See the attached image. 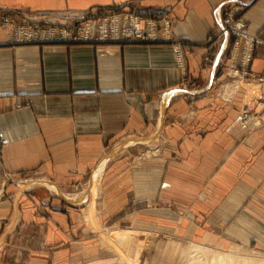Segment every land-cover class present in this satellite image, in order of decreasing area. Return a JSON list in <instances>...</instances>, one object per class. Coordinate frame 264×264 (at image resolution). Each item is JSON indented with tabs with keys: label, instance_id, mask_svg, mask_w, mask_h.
<instances>
[{
	"label": "crops",
	"instance_id": "crops-1",
	"mask_svg": "<svg viewBox=\"0 0 264 264\" xmlns=\"http://www.w3.org/2000/svg\"><path fill=\"white\" fill-rule=\"evenodd\" d=\"M225 1L0 0V264L92 257L96 232L82 208L97 176L103 228L184 232L192 222L201 240L264 249V0H231L262 39L256 78H245L251 105L219 72L230 39L214 31ZM61 10L154 19L166 10L172 39L6 42L12 23Z\"/></svg>",
	"mask_w": 264,
	"mask_h": 264
},
{
	"label": "rangeland",
	"instance_id": "rangeland-1",
	"mask_svg": "<svg viewBox=\"0 0 264 264\" xmlns=\"http://www.w3.org/2000/svg\"><path fill=\"white\" fill-rule=\"evenodd\" d=\"M241 10H242V6H240L235 1L234 2L231 0L225 1V5L223 6V10H222V15H223L222 22L220 21V23L218 24L219 26L216 28V31H214V34L218 38L227 37V34H228V38L230 39L229 47L227 48V51L225 54V61H222L219 66V72H220L221 77L222 78L227 77L228 79H230V80H227V83L229 84L230 89H237V88L245 89V87L242 84L246 82L245 80L246 76L245 75L243 76L242 73L240 72L235 73V71L245 67V64L247 66L248 62L250 64L251 57L249 55L248 60L246 61V56L249 54V52H252V55H253L254 47L257 44H260L262 42V39L259 36L248 32L247 24L241 16ZM40 13L41 12H36L33 14L38 15ZM49 14L52 16L59 17L58 19H56L57 21L49 25L55 26L57 28H62L64 29L66 34H72L73 37L74 36L78 37L79 34L84 33V30H86L84 28L87 26V24L90 25L89 21L92 20L90 19L92 17H96L95 18L96 21H94L95 23L94 28H95L96 36L98 33L97 31L99 29V26H101V23H102L101 14L96 15V14H92L89 11L71 12V11L61 10L58 12H50ZM164 16L168 17L170 19L169 21L172 24L171 18L169 17V14L166 10H163L160 17L157 19H154L151 17L143 18L137 15V17L141 18L142 20L149 19V20L156 21V22L158 21L161 22ZM238 21H242L243 23H245L246 25L245 30L247 31L246 33L247 37H243L242 34L238 35L231 31L230 27H233ZM34 22H35L34 26L36 27L46 25V23L43 21H34ZM11 31L13 32L12 27H11ZM248 38L250 39V42H251L250 47L248 46V43H247ZM65 42H74V41H65ZM108 42H112V41L110 40L95 41L94 44L108 43ZM112 43H130V42H120L119 41V42H112ZM132 43H135V42H132ZM143 43H156V41L155 42H143ZM235 43H238L237 49H234ZM175 67L183 83L187 82V78L189 74H188V69H187L185 62H184V67H185L184 76H182L181 70L179 67H177L176 62H175ZM203 67L204 66H202V68ZM248 67L250 69V65ZM248 76L250 79L256 78V75L253 73V71H251ZM234 81H235L234 83L235 85H237L236 83L237 81H241L239 82L241 83L240 86L233 85ZM250 89L255 95L253 88H250ZM221 98L222 96L220 97V99ZM223 98L230 100L229 96L223 97ZM255 102H253V107L257 106V104L254 106ZM257 108L258 109L260 108L259 105L257 106ZM249 115H252V114H249ZM149 149L151 150V147L146 148L144 150L147 151ZM154 152H156V149L153 150V155L155 154ZM149 156L151 155H148L145 157H149ZM80 217H81V214H80ZM116 228L118 227L112 226L110 228H107V227L103 228L101 225L100 230L96 231V234L94 235V254L93 256L87 258L84 261L80 260L78 264H120V258L118 255H122L123 257V259L121 260V264H180V262L183 261L182 251L185 250L190 243H200L202 241L201 239L192 235L193 228H194L192 222H190L186 226L184 232H172V231H168V230L166 231V230H161V229L158 232L156 228L154 230L150 228L149 229L148 228H145V229L132 228V229H129L131 230L130 232H132L131 234H129L130 237H132L135 242H138V243L140 242L139 255L134 263L133 258H132L133 255H131L128 252H125V254L122 253L121 247H118L115 243L111 242L109 245H103L101 240H99L102 233L111 232V235H112L114 233L113 231ZM115 235L116 233H114V236ZM211 243H213L214 246L212 245L209 248L211 251H214L216 253L220 251L226 252L225 249L233 250L235 248L238 253H242L244 256H248L254 259H264V249L262 248L242 247L237 244H230L228 246L222 247L218 245L219 243L217 244V242L213 241ZM229 246H231V248H229ZM124 260H126L127 262H125Z\"/></svg>",
	"mask_w": 264,
	"mask_h": 264
},
{
	"label": "built area",
	"instance_id": "built-area-1",
	"mask_svg": "<svg viewBox=\"0 0 264 264\" xmlns=\"http://www.w3.org/2000/svg\"><path fill=\"white\" fill-rule=\"evenodd\" d=\"M102 23L99 26L98 33H95L96 17L90 19V25L84 28V33L79 34L78 37H73L72 34H66L64 29L51 26L49 24L57 21L59 17L52 16L49 13L33 14L30 19L31 22L12 23L13 32L9 33L6 38L7 43H34V42H52V41H74V42H95L106 41L112 42H166L172 39V24L170 19L163 17L161 22L152 20H142L134 13H119L114 11H106L101 14ZM4 16H0V25L4 22ZM242 20V19H241ZM34 21H43L46 25L40 27L34 26ZM243 21V20H242ZM242 21H238L231 31L243 37H247L245 30L246 25ZM156 22V23H155ZM222 27V26H221ZM82 30V31H83ZM248 46L251 42L248 38ZM238 43H235L234 49H237ZM250 51V49H249ZM175 62L180 68L182 76L185 75L184 58L178 44L174 48ZM249 54L246 56L248 60ZM243 58V57H242ZM243 61V60H242ZM246 66V64H245ZM244 68V67H243ZM242 69V68H241ZM236 72L248 77L245 71L238 69ZM239 77V76H238Z\"/></svg>",
	"mask_w": 264,
	"mask_h": 264
},
{
	"label": "bare ground",
	"instance_id": "bare-ground-1",
	"mask_svg": "<svg viewBox=\"0 0 264 264\" xmlns=\"http://www.w3.org/2000/svg\"><path fill=\"white\" fill-rule=\"evenodd\" d=\"M11 33V30L5 35V40L9 36L8 34ZM228 35V34H227ZM234 40V39H233ZM233 43V42H232ZM250 57L252 58V52H249ZM249 62L247 66L240 69V71H245L248 75L251 72L249 70ZM238 83L241 81H237ZM240 86V84H238ZM237 85V86H238ZM245 87V95L242 102V105H251V100L255 95L251 91L249 84H242ZM227 87H223V90ZM243 88V87H242ZM237 90V89H236ZM227 91V89L225 90ZM244 92V91H243ZM254 116V115H253ZM264 118V116H263ZM248 120V119H247ZM257 120V121H256ZM251 125L258 124L259 120L255 117L248 120ZM153 150H144L143 156H148L152 153ZM156 153V152H155ZM142 155L135 156L133 161L137 163L141 159ZM147 158V157H146ZM100 191V176L94 178L91 184L90 190V201L82 208V212L84 214V222L86 227L93 232L100 230L101 224L99 222L97 213L100 210L97 202L96 196ZM131 230L123 229V228H116L111 235V232H104L101 234L99 240H101L103 245H109L111 242L115 243L118 247H121L122 253L125 252L130 253L133 258V262L135 263L139 251H140V242H135L129 234ZM191 232V231H190ZM201 233V232H200ZM213 240L209 237H202V241L200 243H190L188 247L182 251V258L183 261L180 264H264V259H254L248 256H244L242 253H238L236 249L233 250L225 249L226 252H214L210 250V246L213 245ZM214 246V245H213ZM231 248V246H229ZM121 260L123 259L122 255H118ZM127 262L126 260H124Z\"/></svg>",
	"mask_w": 264,
	"mask_h": 264
}]
</instances>
